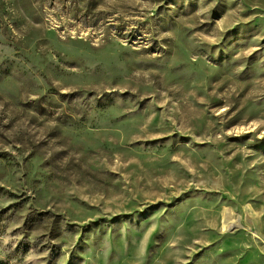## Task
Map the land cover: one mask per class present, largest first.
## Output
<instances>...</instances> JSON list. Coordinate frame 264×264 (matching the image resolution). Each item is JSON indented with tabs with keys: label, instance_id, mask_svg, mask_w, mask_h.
Wrapping results in <instances>:
<instances>
[{
	"label": "rangeland",
	"instance_id": "1",
	"mask_svg": "<svg viewBox=\"0 0 264 264\" xmlns=\"http://www.w3.org/2000/svg\"><path fill=\"white\" fill-rule=\"evenodd\" d=\"M0 264H264V0H0Z\"/></svg>",
	"mask_w": 264,
	"mask_h": 264
}]
</instances>
